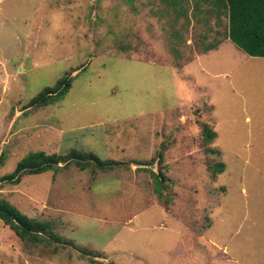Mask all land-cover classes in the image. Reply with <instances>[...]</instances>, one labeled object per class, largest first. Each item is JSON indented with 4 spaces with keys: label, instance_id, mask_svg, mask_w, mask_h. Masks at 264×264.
<instances>
[{
    "label": "rangeland",
    "instance_id": "1",
    "mask_svg": "<svg viewBox=\"0 0 264 264\" xmlns=\"http://www.w3.org/2000/svg\"><path fill=\"white\" fill-rule=\"evenodd\" d=\"M225 9L0 0V178L29 153L61 156L0 181L50 224L30 243L0 218V264H264V58L230 40ZM68 73L64 96L32 104Z\"/></svg>",
    "mask_w": 264,
    "mask_h": 264
},
{
    "label": "trees",
    "instance_id": "2",
    "mask_svg": "<svg viewBox=\"0 0 264 264\" xmlns=\"http://www.w3.org/2000/svg\"><path fill=\"white\" fill-rule=\"evenodd\" d=\"M229 18L228 37L242 52L253 57L264 58V0H222ZM73 76L69 73L61 77L55 85L46 86L32 99L34 105H45L59 100L72 86ZM204 136L212 141L217 137L214 130L208 124L203 125ZM214 152H218L213 150ZM74 154H79L74 151ZM81 155V153H80ZM91 159L95 160L100 169H107L110 162L102 160L91 153ZM61 156L57 153L47 154L44 151L29 153L17 163L11 173L0 178L10 183H19L26 174H40L58 167ZM78 162V161H77ZM90 162L79 161L82 169ZM218 172L225 170V163L221 161L217 167ZM0 218L8 224L26 242H45L42 231L49 229L50 224L40 222L21 212L16 206L0 199Z\"/></svg>",
    "mask_w": 264,
    "mask_h": 264
},
{
    "label": "crops",
    "instance_id": "3",
    "mask_svg": "<svg viewBox=\"0 0 264 264\" xmlns=\"http://www.w3.org/2000/svg\"><path fill=\"white\" fill-rule=\"evenodd\" d=\"M244 53V52H243ZM246 54V53H245ZM249 56V55H248Z\"/></svg>",
    "mask_w": 264,
    "mask_h": 264
}]
</instances>
